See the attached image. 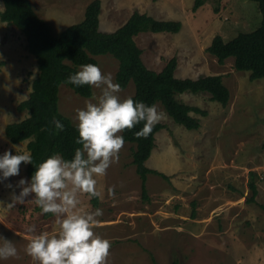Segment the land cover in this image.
I'll return each instance as SVG.
<instances>
[{
    "label": "rangeland",
    "instance_id": "374dc122",
    "mask_svg": "<svg viewBox=\"0 0 264 264\" xmlns=\"http://www.w3.org/2000/svg\"><path fill=\"white\" fill-rule=\"evenodd\" d=\"M92 0H30L36 14L48 22L54 35L84 18ZM100 30L113 32L134 11L156 19L179 21L177 33L142 32L134 37L142 49V60L159 71L176 57L175 76L196 79L221 75L230 92L223 107L207 93H184L178 99L201 108L206 116L192 113L200 122L187 130L165 114L159 123L164 128L155 134V144L146 167L164 174H148L146 196L132 164L134 144L125 142L119 159L104 177L97 178L96 207L86 195L80 197L79 211L103 210L94 231L111 243L107 264H264V79L250 80L249 72L237 71L234 59L218 63L207 47L217 34L228 41L239 32L254 30L261 20L253 0H206L196 11L194 0H100ZM3 4L0 1V11ZM103 74L115 83L118 62L110 54L95 57ZM38 74L35 58L28 52L24 35L0 20V156L16 154L13 145L27 151V141L11 144L4 135L8 123L23 120L28 114L18 104L28 97ZM134 92L132 82L119 93L126 99ZM100 89L84 98L69 87L59 88V112L76 125L77 109L96 102ZM28 152V151H27ZM26 165L19 175L0 179V236L14 243L17 256L0 264H33L24 249L32 235L55 234L53 215L44 216L28 201L7 208L11 196L22 190L21 179L29 182ZM250 173L258 189L256 201L248 202ZM11 185V187H8ZM114 189V195L108 190ZM194 210V216L192 211ZM34 227V232L28 229Z\"/></svg>",
    "mask_w": 264,
    "mask_h": 264
},
{
    "label": "trees",
    "instance_id": "16d2710c",
    "mask_svg": "<svg viewBox=\"0 0 264 264\" xmlns=\"http://www.w3.org/2000/svg\"><path fill=\"white\" fill-rule=\"evenodd\" d=\"M3 10L0 20L14 25L25 37L28 52L35 58L38 74L31 83V91L21 101L18 111H26L27 116L18 122L6 124L4 135L11 144L27 141L26 149L32 156V164H27L26 176L30 182L36 167L51 155L60 154L64 159H72L78 138L76 125L69 117L61 114L58 108L59 88L69 87L77 95L89 98L92 87H77L66 83L70 75L77 73L82 65H97L95 57L110 54L117 62L115 83L121 89L133 83L134 92L130 96L136 102L151 106L160 103L164 112L178 125L187 130L200 127L199 120L192 113L206 116L207 112L196 106L188 105L178 99L184 93H207L209 99L225 107L230 100V92L223 83L221 75L200 76L196 79L175 76L176 57H171L161 70L155 71L146 66L141 54L142 49L134 37L142 32L177 33L181 23L175 20L156 19L146 13L134 11L127 21L113 32L100 30L101 1L92 0L85 8L84 18L64 28L54 35L46 20L34 11L30 0H0ZM261 13L258 26L248 32H239L234 38L225 41L221 35L213 37L207 51L222 64L227 58L234 59L237 71L249 72L250 80L264 79V0H253ZM206 0H194L192 10L196 11ZM64 125L63 131L57 132L51 123L53 118ZM143 128V122L131 130L120 133L125 142L134 144L132 164L141 180L142 196H146V177L148 174H164L146 167L154 147L155 134L164 128L158 123L147 138H137L136 133ZM248 188L251 192L248 202L257 203L258 189L253 177ZM98 198H92L94 207ZM261 208L263 205L258 204ZM45 214L44 216H49ZM194 216V210L192 211ZM169 264H179L173 259Z\"/></svg>",
    "mask_w": 264,
    "mask_h": 264
},
{
    "label": "clouds",
    "instance_id": "9594fccd",
    "mask_svg": "<svg viewBox=\"0 0 264 264\" xmlns=\"http://www.w3.org/2000/svg\"><path fill=\"white\" fill-rule=\"evenodd\" d=\"M66 83L81 87L84 85L100 89L96 102H87L83 109L76 110V131L78 138L72 159H64L60 154L51 155L36 167L30 182L21 179L18 187L22 190L11 196L7 208L28 201L41 210V214L55 217L58 232H42L32 235L24 251L33 264H107L111 243L94 231L103 215L97 208L94 212H80V197L103 199L98 190L97 178L104 177L107 169L119 159L124 146L120 133L131 130L143 122V128L136 133L137 138H147L153 128L165 118L156 105L148 106L128 97L121 99L122 91L118 83L113 82L111 74H103L94 64L82 65ZM27 99L26 95L22 97ZM57 132L63 131L64 125L53 118ZM16 154L6 151L0 156V179L7 180L19 175L20 165L32 164L29 152L15 145ZM11 187V185H8ZM114 195V189L108 190ZM29 232L35 228L30 227ZM17 256L13 242L0 236V260Z\"/></svg>",
    "mask_w": 264,
    "mask_h": 264
},
{
    "label": "crops",
    "instance_id": "0c3cea01",
    "mask_svg": "<svg viewBox=\"0 0 264 264\" xmlns=\"http://www.w3.org/2000/svg\"><path fill=\"white\" fill-rule=\"evenodd\" d=\"M163 20V19H162ZM166 20H171V19H166Z\"/></svg>",
    "mask_w": 264,
    "mask_h": 264
}]
</instances>
